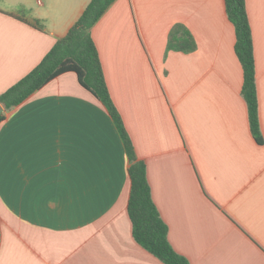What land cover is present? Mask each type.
<instances>
[{
    "label": "crops",
    "instance_id": "obj_1",
    "mask_svg": "<svg viewBox=\"0 0 264 264\" xmlns=\"http://www.w3.org/2000/svg\"><path fill=\"white\" fill-rule=\"evenodd\" d=\"M90 0H0V94ZM261 143L224 0H116L91 30L168 241L188 264H264V0H245ZM176 26L195 49L168 50ZM128 161L108 113L65 73L0 124V264H163L132 238Z\"/></svg>",
    "mask_w": 264,
    "mask_h": 264
},
{
    "label": "trees",
    "instance_id": "obj_2",
    "mask_svg": "<svg viewBox=\"0 0 264 264\" xmlns=\"http://www.w3.org/2000/svg\"><path fill=\"white\" fill-rule=\"evenodd\" d=\"M115 1L90 0L67 34L56 41L40 63L0 94V124L5 120V112L21 105L60 75L74 73L78 84L91 93L106 110L122 142L128 161L130 187L127 213L132 238L163 264H188L168 241V228L151 198L146 164L136 157L132 142L110 97L98 50L91 36L93 26ZM224 5L227 18L234 28V52L242 70L241 95L246 103L249 127L256 142L261 143L252 38L245 0H224ZM167 49L188 53L195 49V43L187 30L176 26L168 36Z\"/></svg>",
    "mask_w": 264,
    "mask_h": 264
},
{
    "label": "water",
    "instance_id": "obj_3",
    "mask_svg": "<svg viewBox=\"0 0 264 264\" xmlns=\"http://www.w3.org/2000/svg\"><path fill=\"white\" fill-rule=\"evenodd\" d=\"M0 111H2V107L0 106Z\"/></svg>",
    "mask_w": 264,
    "mask_h": 264
}]
</instances>
